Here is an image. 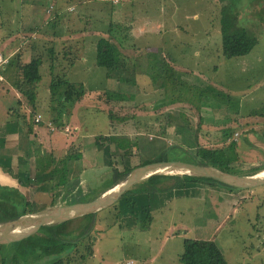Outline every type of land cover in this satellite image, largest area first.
I'll return each instance as SVG.
<instances>
[{"label":"rangeland","instance_id":"obj_1","mask_svg":"<svg viewBox=\"0 0 264 264\" xmlns=\"http://www.w3.org/2000/svg\"><path fill=\"white\" fill-rule=\"evenodd\" d=\"M224 4L238 12L239 25L257 43L236 57L238 69L225 64V76L233 72L235 79L220 73L215 82L198 81L197 73H189L197 63L230 60L215 54ZM100 38L112 41L121 54L110 73L95 64ZM20 48L22 62L33 56L42 60L33 91L44 95L45 103L53 105L65 90L53 82L66 76L84 86L86 131L101 130L109 121L120 133L124 127L131 133L134 126L126 167L164 155L189 161L197 143L214 148L230 142L237 144L241 173L264 167V0H8L5 5L0 0V55L10 59ZM209 85L214 92L202 99L199 92ZM107 92L124 98L111 99ZM204 102L212 113L203 117ZM167 115L176 120L167 125ZM47 127L53 130L49 122ZM115 151L111 156L120 164L123 154ZM186 191L163 199L145 221L139 220L142 215H119L117 206L98 212L91 253L84 239L65 256V264H180L185 238L214 241L228 264H264V185L229 191L200 184L195 196Z\"/></svg>","mask_w":264,"mask_h":264},{"label":"crops","instance_id":"obj_2","mask_svg":"<svg viewBox=\"0 0 264 264\" xmlns=\"http://www.w3.org/2000/svg\"><path fill=\"white\" fill-rule=\"evenodd\" d=\"M5 47L3 43L2 48ZM6 48L8 49V45ZM204 50L208 55V48L205 47ZM238 58H226L230 60L222 63H219L220 60L201 63V66L197 63L198 65L191 67L189 73L191 75L197 73L194 79L198 81L204 79L203 81L215 82L220 73H223L225 79H229L232 74L234 78L233 72L229 73V77L225 76V64L228 70L234 71L240 66L236 64ZM50 78L52 79L51 75ZM20 86L16 72L8 71L6 74L5 71L4 80L0 81V192L7 189L13 191L14 195H23L37 212L52 206L51 203L62 205L80 200H92L111 188L113 167L118 170L124 168L127 163L124 155L127 154L125 155L127 157L134 149L135 143L130 139L137 134L133 130L134 126H132V134L127 127H124L126 132H118L119 126L112 124L111 121L105 123L101 130L86 131L84 121L86 112L82 111L86 105L83 98L73 105L66 104V107L58 112L56 100L53 105L50 100L47 104L45 96H39L37 92L34 105H30L24 94L20 93ZM204 103L207 105L201 107L202 110L204 109L203 117L212 109V105L208 102ZM38 115H41V120L35 123ZM199 117L203 119L201 115ZM48 122L53 128L51 131L47 127ZM98 135L106 136L110 140L99 139L96 142L94 137ZM117 139H123L127 146L132 145L130 151H123L120 164L116 162L118 159L114 160L111 156L112 151L119 150ZM144 144L148 145L145 141ZM152 147L155 149L156 146ZM104 149H107V152H104ZM98 184L103 186L96 189ZM186 190H188L187 185H179L175 192L149 194L150 217L153 207L160 206L163 199L169 200L181 196L180 191L183 195H187ZM129 261L131 260L127 263ZM153 261V258L149 259V262ZM129 263L134 264L133 261Z\"/></svg>","mask_w":264,"mask_h":264},{"label":"trees","instance_id":"obj_3","mask_svg":"<svg viewBox=\"0 0 264 264\" xmlns=\"http://www.w3.org/2000/svg\"><path fill=\"white\" fill-rule=\"evenodd\" d=\"M1 1L3 5H5V2L8 0ZM11 1L14 2L15 0ZM219 16L220 40L218 42V48H215L216 56H224L233 59L250 53L257 43V39L247 28L239 25L238 12L231 11L228 4H224L220 10ZM28 33H30V31H27L26 35H29ZM24 50L25 49H18L15 56L10 59L3 56L7 61L5 62L4 67L0 70L2 75L0 81L4 80L5 71L6 74L8 71H15L18 80H20L21 86L23 84L28 85L26 90L23 91V94L28 99V103L34 105V84L41 79L40 69L43 63L41 58L34 56L30 61L22 62L21 58ZM120 59L121 54L112 41L106 38L98 39L95 54V64L97 66L107 69L108 73H110L117 68ZM171 77H174V72H172ZM219 82L222 81L219 80ZM53 83L55 84L53 86L56 88L65 86V90L57 95L56 102H58V104L56 107L58 112L61 111V109L63 110L64 107H66V104L73 105L85 94L84 86L81 85L80 82L78 84L79 86H76V83L70 81L66 76L65 78L61 77L57 82ZM20 90L22 91L23 88L21 87ZM51 92H53V90ZM207 92L213 93L214 88L208 86L205 90H201L199 94L201 97L206 98ZM107 93L109 98H116L117 101L124 98L121 93ZM166 120L168 125L170 121L176 120V117L167 115ZM99 139L110 140V138H106V136L97 137V140ZM122 140L123 139H117V144L119 151L123 154V151L128 152L132 145L130 146V144H128L127 146ZM236 146L237 144L235 142H230L226 146L206 148L205 146H202L201 143H197L195 148L190 150V153L193 154V159L188 162H193L198 165L212 166L225 172L241 173V170L237 168L235 164L239 160ZM104 152H107V149H104ZM161 160L171 159H169L167 155H164L163 157H156L147 162ZM136 166L138 165L130 167L124 166V168H121L120 170L113 167V186L122 180ZM263 168V166L254 167L249 171L250 173L248 172L247 174L257 173ZM200 184L215 185L229 191L239 190V188L202 176L190 174H157L133 185L115 204L111 206H117L119 215L136 214L135 217L137 218H139L138 215H142L139 220L145 221L146 219L149 220V218H151L148 212L149 194L163 193L170 191L179 185H187L188 190L190 187L193 188L192 193H194L195 196L198 193ZM181 191L180 193L183 195ZM0 193V222L9 221L18 218L19 216L35 212L31 202L23 195H14L13 191H8L7 189H4ZM51 205L54 204L51 203ZM100 211L98 212L101 213ZM98 212L58 223L44 225L32 236L14 243L0 244V264H65V256L84 239L90 241V245L87 246L86 249L89 250L91 247V243L93 242L92 234L96 222L95 217H97ZM142 213H145V215ZM7 248L8 251L6 252ZM88 252L91 253V249ZM80 257H82V260L85 259L83 256ZM179 262L180 264H228L220 248L214 241L196 238H185L183 240V251L180 254Z\"/></svg>","mask_w":264,"mask_h":264},{"label":"water","instance_id":"obj_4","mask_svg":"<svg viewBox=\"0 0 264 264\" xmlns=\"http://www.w3.org/2000/svg\"><path fill=\"white\" fill-rule=\"evenodd\" d=\"M230 173L212 166L198 165L181 160L152 161L134 167L122 180L98 197L82 202L52 205L40 211L0 222V244L18 242L35 234L44 225L58 223L90 213H96L115 204L136 183L153 175L179 173L212 178L226 185L248 189L264 185V176Z\"/></svg>","mask_w":264,"mask_h":264},{"label":"built area","instance_id":"obj_5","mask_svg":"<svg viewBox=\"0 0 264 264\" xmlns=\"http://www.w3.org/2000/svg\"><path fill=\"white\" fill-rule=\"evenodd\" d=\"M1 59H2V61H1ZM6 61H7V59L2 58V56L0 55V70L4 67V64H5ZM1 79H2V75L0 73V80Z\"/></svg>","mask_w":264,"mask_h":264},{"label":"bare ground","instance_id":"obj_6","mask_svg":"<svg viewBox=\"0 0 264 264\" xmlns=\"http://www.w3.org/2000/svg\"><path fill=\"white\" fill-rule=\"evenodd\" d=\"M259 176H264V171L260 172Z\"/></svg>","mask_w":264,"mask_h":264}]
</instances>
